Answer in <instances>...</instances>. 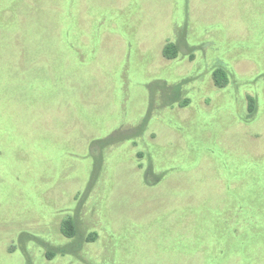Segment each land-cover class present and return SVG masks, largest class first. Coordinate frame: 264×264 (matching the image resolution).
<instances>
[{"label": "rangeland", "instance_id": "rangeland-1", "mask_svg": "<svg viewBox=\"0 0 264 264\" xmlns=\"http://www.w3.org/2000/svg\"><path fill=\"white\" fill-rule=\"evenodd\" d=\"M0 264H264V0H0Z\"/></svg>", "mask_w": 264, "mask_h": 264}, {"label": "trees", "instance_id": "trees-1", "mask_svg": "<svg viewBox=\"0 0 264 264\" xmlns=\"http://www.w3.org/2000/svg\"><path fill=\"white\" fill-rule=\"evenodd\" d=\"M163 53L164 56H166L167 58H172L177 54V46L175 43L172 42H168L165 44L164 49H163ZM226 76L225 72L222 69H217L214 73V77H215V81L218 83L220 82L224 77ZM249 110H251V112H253L252 110L254 109V105L251 104L249 105ZM130 135H126V134H121L119 135V138H126L129 137ZM112 138L110 137H106V138H102V139H98L96 141H94V144H97V146L99 147H104L105 145L109 144L111 142ZM113 141V140H112ZM98 147V148H99ZM148 172L146 173V179L148 182H150V180H148ZM61 231L63 232V234L67 235V236H73L75 233L74 230V222L72 219H65L62 223L61 226ZM61 253H65L66 251L61 250ZM47 256H51V253H48Z\"/></svg>", "mask_w": 264, "mask_h": 264}]
</instances>
